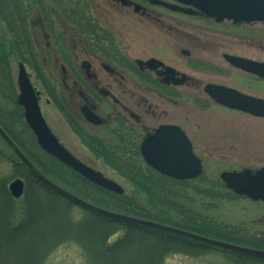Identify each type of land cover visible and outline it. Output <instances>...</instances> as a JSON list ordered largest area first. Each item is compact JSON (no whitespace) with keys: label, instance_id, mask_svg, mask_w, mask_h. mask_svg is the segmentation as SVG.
Masks as SVG:
<instances>
[{"label":"trees","instance_id":"1","mask_svg":"<svg viewBox=\"0 0 264 264\" xmlns=\"http://www.w3.org/2000/svg\"><path fill=\"white\" fill-rule=\"evenodd\" d=\"M47 3L50 4L49 7L46 6ZM79 6L78 2L75 10L68 9L71 12L66 20L76 30L83 31L92 26L85 17V10ZM58 9L63 15V6L55 0H0V32L9 36V41H2L1 44L7 43L10 53H16L23 62L27 58H36L29 26L27 27L29 15L40 13L44 15V19L49 20L46 14ZM48 22L52 23L51 19ZM50 29L53 34L54 27L50 26ZM1 50H4V47L0 49V96L11 102L13 112L5 115L7 118L9 116L6 121L3 119L4 114L0 112V127L46 178L76 197L116 214L183 228L212 239L264 250L263 238L240 237L234 230L217 226L213 224V220H204L200 216L184 217L178 201L188 200L183 193L189 184L199 182L201 188L194 187L195 194L203 200L213 201L225 199L223 192L227 193V190L220 181L213 184L201 176L191 182H177L146 168L143 171L140 165L139 168L134 166L137 172L123 167L120 177L131 185L134 194L119 196L74 175L59 162L41 152L35 142L33 144L41 152L43 159L33 158L21 144V138H17L7 124L8 120L12 124V121L17 120L21 127L30 133L23 122L22 110L15 104V87L7 61L8 56ZM51 96L54 97V91ZM55 107L61 110L57 102ZM90 148L97 158L111 163V167L119 162L129 165L125 149H121L120 153V150H111L101 145H90ZM11 156L13 161L8 162L12 166L13 174L6 179H0V264H44L58 247L67 243L77 245L87 256L89 264H163L166 256L171 254L197 258L213 251L220 252L227 258L231 257L234 264H264L263 258L219 251L84 210L38 182L13 155ZM132 167L130 164V168ZM146 172L147 175H144ZM14 178H20L25 183L23 196L19 200L12 199L7 190V184ZM228 193V196L234 197ZM213 207L210 204L209 208ZM172 213L183 215L178 223L172 220Z\"/></svg>","mask_w":264,"mask_h":264},{"label":"rangeland","instance_id":"2","mask_svg":"<svg viewBox=\"0 0 264 264\" xmlns=\"http://www.w3.org/2000/svg\"><path fill=\"white\" fill-rule=\"evenodd\" d=\"M78 2L80 3L79 7L85 10V17L88 20H90L91 15L102 28H109L118 35L125 54L123 53L124 55L121 57H117L115 54L114 59L134 61L137 59L145 60L150 56H160L173 62L178 71L195 79L194 86L196 88L194 91L186 88L180 89V97L182 99L178 111L179 123L189 127L196 154L202 159L204 168L202 176L205 180L218 184L219 174L224 171L232 172L243 169L254 171L264 167V120L228 111L211 104L202 93L203 86L211 83L264 99L263 80L240 73L239 70L231 69L222 59L215 66V68H219L217 69L219 73L213 70L209 72H198L196 70V74H194V70L187 68L189 63L193 62V59H186L177 52L178 50L189 49L187 45L191 43L188 42L190 41L188 35L183 42H177L169 36L167 30H162L160 26L140 20L138 15L134 16L131 14L129 16L124 13L128 10L122 12L113 10L111 6L101 0H74V3L65 4L64 2L60 4L63 5V22L66 16L65 11L68 14L71 10H75ZM46 6L49 7L50 4ZM68 9L71 10L68 11ZM130 11L132 12L131 9ZM152 11V13L157 14L163 20L173 22L179 30L187 31L189 34L190 30L193 29L205 32L210 30L211 34L215 35L223 34L226 37L224 41L226 44H224L225 48L220 51V54H228L264 63V24L256 23L235 27L230 23H223L221 26L216 27L210 21L207 22L190 14L185 16L176 15L158 8H153ZM34 20V23H37V18ZM55 22L61 28L62 20H55ZM36 29L38 30V28ZM57 34L59 35V33H56L50 36L51 47L47 48L46 53L44 55L41 54L42 56L39 59L38 57L37 60L36 58L32 60H29V58L25 59L28 61L25 64L27 73L30 74L31 82L39 94L41 113L59 142L69 152L82 161L84 159L87 160L94 166L96 171H99L105 178L119 185L124 190V195L132 196L134 194L133 189L128 182L120 177L122 176L120 170L125 167L128 170L137 172L134 166L139 168V164L132 163L136 165L130 168V165L120 164V162L114 163L112 168H119L116 172L112 168L105 166L102 160L94 158L80 144L67 127L61 111L55 107L56 102L60 104L62 98L63 100L66 99V94L63 91L65 85L58 77L63 67V61L56 53L58 52L59 56L62 54L64 59L67 57V60L70 59L71 53L69 40L64 33L65 44L63 45V51L60 52L54 48V39H56L55 35ZM2 47H4V50L1 51L8 56L7 61L15 84L17 74L16 53H10L7 43L1 44L0 49ZM105 53L107 55V52ZM45 57L49 64L55 65L54 68H46L43 62ZM41 76L45 78H41ZM52 91H54V97L51 96ZM102 108L107 109V106L104 105ZM0 112L4 114V121L9 118V116L7 118L5 115L13 112L11 102L1 96ZM187 114H189V117ZM12 122L13 124L8 120L7 124L11 132L17 138H21V144L25 150L36 160L43 159L41 152L34 146L35 139L33 140L32 134L26 132L17 120ZM11 157L8 149L0 141V179L12 176L13 169L8 162V160L13 161ZM143 174L147 175V172ZM63 176L68 175L63 174ZM189 185L183 193L189 201H178V206L182 207L184 217L200 216L204 220H213V224L217 226L234 230L240 237L264 239V203L252 202L245 198L230 197L228 196L229 193L225 191L223 192L225 199L203 200L194 192V187H199V182H191ZM215 192L222 194V192ZM210 204L214 207L209 208ZM74 211L77 214L79 213L78 210ZM171 215L175 223H178L179 218L183 216L180 213H172ZM232 260L231 257L227 258L218 252H210L197 258L171 254L166 256L163 264H234ZM44 264H89V261L77 245L67 243L58 247Z\"/></svg>","mask_w":264,"mask_h":264},{"label":"flooded vegetation","instance_id":"3","mask_svg":"<svg viewBox=\"0 0 264 264\" xmlns=\"http://www.w3.org/2000/svg\"><path fill=\"white\" fill-rule=\"evenodd\" d=\"M55 1L60 2V4L68 1V3H74V0ZM101 1L111 6L113 10L120 12L128 10L124 13L129 16L132 14L130 11L132 8L124 9L118 3L108 0ZM128 1L142 7V10L138 13L140 20L160 26L162 30H167L173 40L183 42L188 35L190 38L188 42L191 43L187 45L189 49H182L177 52L186 59H193V62L189 63L187 68L194 70V74H196V70L198 72L213 70L219 73L217 70L219 68H215V66L219 64L220 59L225 62L224 55H228L220 54V51L225 48L224 44H226L224 42L226 37L223 34L215 35L211 34L210 30L205 32L199 29L190 30L189 34L187 31L179 30L173 22H167L157 14L152 13L153 8H158L176 15L194 14L191 11L187 12L184 7L179 6L174 0ZM58 11L59 9L53 13L48 12L49 14H46L52 23L48 22V19H44V15L40 13L29 15L27 27L29 26L28 31L36 53V60L37 57L39 59L42 56L41 54L44 55L46 53L47 48L51 47L49 38L52 35V30L50 26L54 27L53 34L59 33V35H55V49L60 52L63 51V33L72 44H70V59L66 61H63L62 54L59 56L56 50V55L63 61V67L58 77L65 85L63 91L66 94V99L63 100L62 98V101L60 100V111L67 127L80 144L94 158L97 157L92 152L90 145H101L111 150H120V153L121 149H125L128 157L126 161L129 165L139 163L146 166L140 152L141 145L147 143L161 128H176L184 134L190 145L191 152L202 163V159L196 154L189 127L179 123L178 112L182 99L180 97V89L186 88L194 91L196 88L194 86L195 79L178 71L173 62L160 56H150L145 60H116L114 59L115 54L117 57H121L125 53L121 40L111 29L102 28L95 19H92L90 22L91 28L78 31L68 22H63V15L58 13ZM193 16L206 20L199 15ZM35 18H37V23H34ZM64 19H67V17ZM31 20L34 21L30 22ZM55 20H62V24L60 23L61 28L58 27ZM206 21H210L216 27L225 23L217 24L211 20ZM0 34V44L2 41H9V36L3 35L1 32ZM105 52H107V55ZM32 59L34 58L29 60ZM149 60H156L163 66L150 71L145 69L144 65H137L139 61L146 63ZM26 62L28 63L27 60ZM43 62L46 68L49 67L51 69L55 66L54 64H49L46 57ZM228 66L233 70L235 69L230 65ZM165 68L175 70L177 75L165 76ZM239 72L243 73L242 71ZM180 74L186 77L185 82L181 86L165 83L166 78H171L172 81L179 80ZM246 75L255 78L252 75ZM41 78L45 77L41 76ZM205 98L208 102L214 104L207 96ZM193 103L196 104V102ZM104 105L107 106V109L102 108ZM89 116L93 117L94 121L99 124L96 125L90 121L88 119ZM187 116L189 117V114ZM175 137L176 135L173 132L167 134L169 141ZM71 155L73 154L71 153ZM76 159L96 170L87 160L84 159L82 161L77 157ZM97 159L101 160V158ZM103 163L105 166L112 168L110 166L111 163H105L104 161ZM112 169L115 172L117 171L114 168Z\"/></svg>","mask_w":264,"mask_h":264},{"label":"water","instance_id":"4","mask_svg":"<svg viewBox=\"0 0 264 264\" xmlns=\"http://www.w3.org/2000/svg\"><path fill=\"white\" fill-rule=\"evenodd\" d=\"M111 1L119 2L124 7H129L131 5L127 0ZM176 1L193 7L202 15L215 19L216 22L227 20L232 21L234 24H248L254 22L264 23V0ZM139 10L140 8L138 6H134L135 13ZM225 59L231 64V66L264 79V64L231 56H225ZM157 65L160 64L155 61H150L146 64V66L150 69H156ZM166 71L167 76L169 74H173L172 70L167 69ZM184 80L185 77L181 76L179 81H172V79L169 78L165 80V83L181 85ZM17 87L19 91L17 104L23 108L25 122L34 134L40 149L46 154L57 159L65 166L71 168L95 186L113 194H123V189L119 185L80 163L58 143L41 115L37 95L31 86L29 77L26 74L24 67L21 64L18 65ZM204 92L218 105L231 110L243 112L256 118L264 119V100L262 99L248 97L235 90L211 84L204 87ZM88 119L96 125L99 124L94 121V118L91 116H89ZM170 132L175 133L176 137L169 141L167 139V134ZM0 139L20 161V163L27 168L34 178H36L37 181L84 210L128 224L191 240L220 250H226L250 257L264 258V251L243 248L225 242L204 238L172 227L135 219L95 207L73 196L42 176L19 151V149L1 128ZM141 153L148 166L160 174L176 180H191L198 177L202 173V167L199 160L194 158L186 138L183 133L176 128L159 129L150 142L142 146ZM219 178L224 183L225 187L231 190L234 194L244 196L254 202H264V168L256 172H251L250 170H243L238 173L224 172L219 176ZM23 189L24 184L19 179L12 182L8 188L11 197L14 199H19L22 196Z\"/></svg>","mask_w":264,"mask_h":264},{"label":"bare ground","instance_id":"5","mask_svg":"<svg viewBox=\"0 0 264 264\" xmlns=\"http://www.w3.org/2000/svg\"><path fill=\"white\" fill-rule=\"evenodd\" d=\"M161 225V224H160Z\"/></svg>","mask_w":264,"mask_h":264}]
</instances>
